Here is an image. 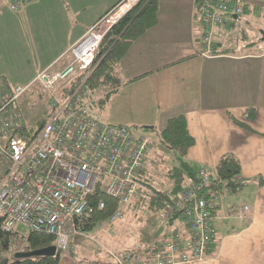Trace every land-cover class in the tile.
<instances>
[{"label": "crops", "instance_id": "0c3cea01", "mask_svg": "<svg viewBox=\"0 0 264 264\" xmlns=\"http://www.w3.org/2000/svg\"><path fill=\"white\" fill-rule=\"evenodd\" d=\"M119 3L31 0L13 12L0 0V90L11 92L33 82L40 71L60 69L69 48ZM263 13V7L254 6L243 23L249 15L260 23ZM196 32L194 0H160L157 23L131 44L114 72L116 85L99 91L95 108L105 123L158 132L169 119L183 115L194 140L183 159L196 171L204 167L215 172L224 155L238 160L240 174L233 180L238 189L221 190L210 199L215 245L200 259L175 264H264V40H252V33L241 28L236 46L204 58L198 53ZM143 137L151 144L147 178L169 189L174 183L164 174L177 165L175 153ZM157 159L159 179L152 169ZM138 201L128 206L133 212L141 206ZM162 228L160 242L173 228L180 252L191 254L181 221L162 220ZM58 264L112 263L64 253Z\"/></svg>", "mask_w": 264, "mask_h": 264}, {"label": "built area", "instance_id": "2783aa9c", "mask_svg": "<svg viewBox=\"0 0 264 264\" xmlns=\"http://www.w3.org/2000/svg\"><path fill=\"white\" fill-rule=\"evenodd\" d=\"M18 12L31 0H3ZM140 0H123L102 16L67 54L68 60L56 71L43 70L33 82L15 86L11 92L0 90V114L16 98L31 92L39 84L44 92L59 94L50 102V112L40 128L26 138L20 134L23 124H14L0 116V216L2 228L13 231L21 224L31 232L52 236L55 246L66 251L69 240L80 235L82 220L93 206L89 196L101 186L102 192L119 206L107 220L114 224L124 209L140 198L166 193L160 182L147 178L151 144L129 127L102 121L88 96L84 82L93 65L105 33ZM245 15L241 0H194L196 46L204 58L220 56L238 43L237 30ZM90 66H93L90 70ZM85 72V74H84ZM84 74L74 87L68 85ZM2 82H0L1 86ZM67 88L68 90H64ZM216 172L199 168L194 179L178 194H166L168 203L160 212L166 222H182L188 249L180 252L178 234L168 235L157 246L152 264L189 262L205 256L211 248L214 228L211 205L204 193L217 184ZM102 205V203L100 204ZM83 234V233H82ZM137 246L135 250H138ZM24 251V250H18ZM16 253V252H15ZM116 264L124 257L110 252Z\"/></svg>", "mask_w": 264, "mask_h": 264}, {"label": "trees", "instance_id": "16d2710c", "mask_svg": "<svg viewBox=\"0 0 264 264\" xmlns=\"http://www.w3.org/2000/svg\"><path fill=\"white\" fill-rule=\"evenodd\" d=\"M122 1L123 0H120V2ZM229 1L235 3L237 0ZM241 2H243L245 10V15L241 18L242 23L245 20L247 13L250 11V7L247 6L244 0H241ZM159 4L160 0H140L105 33L99 44L93 62V65L96 64V66L84 82V87L87 91L89 90L90 93H94L97 90L100 91L103 88L102 86L112 88L116 85L117 81L114 77L116 67L129 50L131 44L157 23ZM240 27L237 30L238 41L240 40ZM92 67L93 66H90L89 70ZM84 74L76 77L67 86L68 89L74 87L80 82V79ZM68 89L64 88V90ZM43 122L44 121H41L29 127L24 126L20 130V134L28 138L29 134L38 130ZM193 143L194 140L188 133L186 120L183 115L168 120L166 126L159 132L158 144L175 153L177 165L169 166L164 174L165 179L170 184L173 182L174 186L171 185L169 189H166V193L159 194L156 197L147 196L140 198L137 204L145 206L147 210L152 212L160 213L168 203V197L166 194L170 193L176 195L184 189L188 179L191 178L195 180V174L197 171L193 167L188 166L183 159L187 150L193 145ZM215 172L219 182L212 185L204 193L209 203L210 199L214 195H217L221 190L227 189L234 191L238 189V186L233 183V180L240 174V164L235 157L224 155L218 160L215 166ZM149 180L151 182L154 181L150 176ZM263 182L264 178L260 179V183ZM89 201L93 206V211L84 217L80 226L81 229L86 232L93 230L100 223L107 222L109 217L119 206L115 199L102 192L100 184L89 196ZM101 203L102 205H100ZM2 225L3 218L0 216V264H58L62 254H73L68 247L66 251H60L57 249L54 256L16 259L14 255L10 254V250L13 246V238L16 232L5 231L3 230ZM160 243L159 240H156L144 249L142 247L138 250H135L134 248L127 249L124 252L131 251V256L125 264H152V260L157 251V246ZM212 243H214L213 238ZM26 245V250H36L46 246L55 245V239L49 235L29 231L26 236ZM106 256L111 257L110 254H106ZM111 263L116 264L114 261H111Z\"/></svg>", "mask_w": 264, "mask_h": 264}, {"label": "rangeland", "instance_id": "374dc122", "mask_svg": "<svg viewBox=\"0 0 264 264\" xmlns=\"http://www.w3.org/2000/svg\"><path fill=\"white\" fill-rule=\"evenodd\" d=\"M94 1V0H92ZM248 7L252 10L254 6L263 7L262 2H250L244 0ZM253 5V6H252ZM264 14V13H263ZM264 16V15H263ZM257 24V25H256ZM248 32V35L252 33V40H258L261 38L259 31L264 30V19L257 23L255 17L249 15L245 23H241L240 29ZM237 51V50H236ZM251 51V50H250ZM103 88L108 89L107 86H102ZM89 92V90L87 91ZM99 95V91L94 93H88V96L91 99L96 100ZM59 97V94L53 92H44L39 84H36L31 92H25L20 97L13 100L0 114L2 118L8 117V121L14 124H23L27 127L35 125L41 121L47 119V115L50 112V102ZM95 102L94 106H98ZM137 136H149L154 140L156 146L158 147L159 143V132L154 129L140 127H129ZM150 134V135H149ZM160 157H164V154H159ZM157 165L152 167L154 173L162 172L159 159L156 160ZM160 175H156V179H159ZM126 206L124 209L123 217L118 219L114 224L100 223L93 230L86 232L83 231L80 227V235L73 236L70 239V252L75 255H79L86 260H92L97 256V259L104 260L111 263L112 258L106 256L110 252L115 253L119 257H124L125 248L132 247L137 244V246H142L144 249L150 245L153 241L158 240V236L161 231L164 232V229L160 230L162 220L160 213H155L150 210H147L146 207L138 208L137 211L133 212L132 207ZM162 219V220H161ZM16 232L10 254L14 255L18 250L27 249L26 245V236L29 232L28 228L16 224L14 230ZM166 232V230H165ZM114 244L116 245L114 247ZM108 251V252H106Z\"/></svg>", "mask_w": 264, "mask_h": 264}, {"label": "water", "instance_id": "95a60500", "mask_svg": "<svg viewBox=\"0 0 264 264\" xmlns=\"http://www.w3.org/2000/svg\"><path fill=\"white\" fill-rule=\"evenodd\" d=\"M261 39L264 40V32H261ZM57 248L55 245L46 246L44 248L36 250H26L14 253L16 259H23L29 257H39V256H54L56 254Z\"/></svg>", "mask_w": 264, "mask_h": 264}]
</instances>
